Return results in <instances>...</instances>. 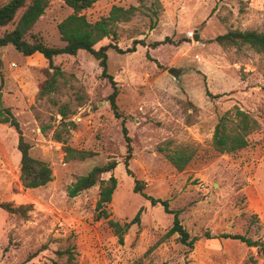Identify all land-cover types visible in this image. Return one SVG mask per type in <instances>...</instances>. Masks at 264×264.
<instances>
[{
	"label": "rangeland",
	"instance_id": "374dc122",
	"mask_svg": "<svg viewBox=\"0 0 264 264\" xmlns=\"http://www.w3.org/2000/svg\"><path fill=\"white\" fill-rule=\"evenodd\" d=\"M8 1L0 0V6ZM114 6L140 10L130 22L117 24L116 38L104 39L96 49L114 43L125 50L134 41L145 43L134 53L107 52L108 71L119 89V119L108 99L113 88L89 52L57 56L51 67L42 54L24 56L12 46L0 48V109L18 119L31 156L53 170L49 184L25 189L18 134L0 124V203L33 207L27 220L0 209V264H264L260 246L222 237L241 235L264 244V54L215 42L229 31L264 32V0H147L142 5L100 0L85 15L96 22ZM71 13L64 0H52L33 33L48 46L64 47L58 25ZM12 28H1L0 35ZM167 37L173 43L150 46ZM170 68L180 71L178 80ZM54 75L56 91L43 96ZM62 106L69 111L65 119ZM239 109L261 127L247 148L220 154L212 145L215 127L224 114L235 120ZM123 120L132 139L134 177L124 166ZM56 132L66 144L56 140ZM66 146L94 156L66 161ZM184 149L195 155L178 171L168 155ZM113 160L118 162L113 172L118 187L108 206L111 218L124 223L144 209L141 224L128 230L124 244L107 220L95 219L99 185L68 196L77 178ZM135 179L144 181L145 193L168 200L170 209L180 212L185 229L198 238L193 248L178 235L164 238L174 216L134 193ZM66 249L72 261L58 254Z\"/></svg>",
	"mask_w": 264,
	"mask_h": 264
},
{
	"label": "trees",
	"instance_id": "16d2710c",
	"mask_svg": "<svg viewBox=\"0 0 264 264\" xmlns=\"http://www.w3.org/2000/svg\"><path fill=\"white\" fill-rule=\"evenodd\" d=\"M65 4L72 10V13L58 25V31L61 40L65 43L64 47H51L45 44L43 39L33 33V29L41 17L45 14L46 9L50 6L52 0H9L6 4L0 6V29L13 26L11 30H6L0 35V48L12 46L16 51L24 56H32L36 53L42 54L51 65L53 59L60 55L76 56L80 51L89 52L93 55L102 68V77L107 79L113 92L109 96L111 108L116 118H121L118 110L117 98L119 89L114 77L108 71V50L114 49L121 54H129L137 51L139 44L145 45L143 41H134L133 46L125 50L119 48L117 44L110 43L100 49L96 46L104 39L116 38L117 33L115 28L118 23L130 22L140 10L139 7L130 6L128 8L114 6L109 15L96 22H91L87 19L85 12L92 8L100 0H64ZM141 5L147 0H138ZM23 10L20 18L16 22L19 11ZM156 14V12H155ZM215 42L223 47H240L249 46L258 53L264 54V32L255 30L249 31H229L226 34L218 35ZM173 43L172 39L167 37L163 41L152 43L151 47ZM1 67V58H0ZM57 74V73H55ZM56 91V75H54L43 88L41 94L43 96L50 95ZM69 111L62 106L60 114L63 119L68 116ZM0 124H9L15 129L18 134V150L21 154V169L20 180L25 189H37L46 186L53 180V170L46 162L36 159L31 156V145L26 141L23 130L18 119L9 109H0ZM67 125V123H64ZM261 127L260 122L248 112L237 110L236 119H231L224 114L220 117L217 123L212 139V145L216 152L220 154H230L243 150L249 145V138L256 133ZM122 132L127 144V156L124 160V166L129 176L134 177L130 169V161L133 157L132 139L129 136V131L125 125V120L122 121ZM54 137L59 142L66 144V140L62 138V134L56 132ZM66 161L80 160L84 161L94 156V153L75 150L69 146L64 147ZM194 151L177 150L175 153L168 155V159L178 171L185 170L188 163L192 160ZM118 162L109 161L103 166H95L87 174L80 176L69 187L68 196L75 198L84 191H87L97 185L100 187L99 200L96 205V220H107L112 228L115 236L120 244H124V237L128 230L133 225L141 224V216L144 211L140 208L134 218L124 223L115 221L111 218L108 206L113 201V196L118 187V180L113 172L117 168ZM110 173L108 179H103L104 174ZM134 193L141 195L147 199L152 206H162L166 213L174 216L173 225L167 232L164 238L178 235L179 240L184 245L190 248L198 241L197 237L192 238L189 232L183 226L180 219L179 211H172L168 200L154 198L145 193V183L142 180L135 179ZM32 205H16L12 202L0 203V209L5 212L28 219L29 212L32 211ZM210 238L209 235H206ZM222 237L232 240H239L251 247L260 246V250L264 255V244L252 242L250 239L241 235L224 234ZM161 243V242H159ZM151 247L147 253L148 256L159 244ZM46 246L41 247L38 252L46 249ZM58 254L63 256L68 254V260H73V254L70 249L59 251ZM36 256V255H33ZM134 264H143L142 260L136 261Z\"/></svg>",
	"mask_w": 264,
	"mask_h": 264
},
{
	"label": "water",
	"instance_id": "95a60500",
	"mask_svg": "<svg viewBox=\"0 0 264 264\" xmlns=\"http://www.w3.org/2000/svg\"><path fill=\"white\" fill-rule=\"evenodd\" d=\"M194 40H195V41H198V36H197V35L194 37ZM168 73H169L171 76H173L176 80L179 79L180 71H179L178 69H176V68H170V69L168 70ZM0 108H1V109L4 108V106H3V102H2V99H1V94H0Z\"/></svg>",
	"mask_w": 264,
	"mask_h": 264
}]
</instances>
